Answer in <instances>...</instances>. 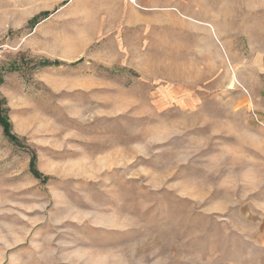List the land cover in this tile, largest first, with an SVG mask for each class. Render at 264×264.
I'll return each instance as SVG.
<instances>
[{
	"label": "rangeland",
	"instance_id": "374dc122",
	"mask_svg": "<svg viewBox=\"0 0 264 264\" xmlns=\"http://www.w3.org/2000/svg\"><path fill=\"white\" fill-rule=\"evenodd\" d=\"M0 100V264H264V0H0Z\"/></svg>",
	"mask_w": 264,
	"mask_h": 264
},
{
	"label": "trees",
	"instance_id": "16d2710c",
	"mask_svg": "<svg viewBox=\"0 0 264 264\" xmlns=\"http://www.w3.org/2000/svg\"><path fill=\"white\" fill-rule=\"evenodd\" d=\"M37 18L33 21L35 22ZM58 63V62H55ZM50 64V63H49ZM0 125L3 127V131L5 136L16 145H22V140L13 132L12 123L9 120V115L7 113V109L4 106L3 100H0ZM37 155L32 153L31 161H30V171L33 175L43 181L48 179V176H45L41 173V171L37 167Z\"/></svg>",
	"mask_w": 264,
	"mask_h": 264
}]
</instances>
